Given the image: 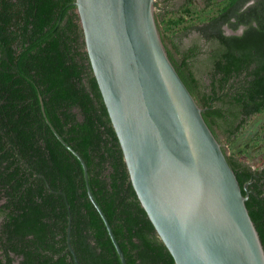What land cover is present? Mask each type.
<instances>
[{
  "label": "trees",
  "instance_id": "1",
  "mask_svg": "<svg viewBox=\"0 0 264 264\" xmlns=\"http://www.w3.org/2000/svg\"><path fill=\"white\" fill-rule=\"evenodd\" d=\"M199 1L168 6L158 28L206 122L233 147L227 159L264 245V154L247 162L264 152L250 123L264 113V0ZM75 2L0 0V264H77L70 247L80 264H122L81 160L47 119L84 158L126 263L176 264L131 181ZM191 32L199 43L182 49Z\"/></svg>",
  "mask_w": 264,
  "mask_h": 264
},
{
  "label": "water",
  "instance_id": "2",
  "mask_svg": "<svg viewBox=\"0 0 264 264\" xmlns=\"http://www.w3.org/2000/svg\"><path fill=\"white\" fill-rule=\"evenodd\" d=\"M155 3L75 2L94 74L138 198L176 264H264V245L246 203L249 197L206 122L204 109L169 58ZM47 120L62 144L81 160L90 201L121 263L127 264L91 189L84 158Z\"/></svg>",
  "mask_w": 264,
  "mask_h": 264
},
{
  "label": "rangeland",
  "instance_id": "3",
  "mask_svg": "<svg viewBox=\"0 0 264 264\" xmlns=\"http://www.w3.org/2000/svg\"><path fill=\"white\" fill-rule=\"evenodd\" d=\"M155 15H156V18H157V16L162 12V11H164L165 9H167L168 8V6H169V8L168 9H170V10H173V9H177V8H179L184 2H185V0H155ZM198 2H200L199 0H198ZM199 41V35H198V33L197 32H191L190 34H188L187 36H184V37H182V39H181V42H180V44H181V46H182V49L183 48H188V47H190V46H192L193 44H195V43H197ZM199 43V42H198ZM198 66V65H197ZM198 67H200V66H198ZM205 72V71H204ZM203 71H200L199 72V75L203 78V79H205V74L206 73H204ZM257 120H254V119H252L251 120V124H252V135L254 134L255 135V131H257V125H258V123H260V122H262L263 120L262 119H259V118H256ZM264 130H262L261 132H263ZM223 140L224 141H226V137L223 135ZM227 144V148H228V150L230 151V152H232L233 151V147L229 144V143H226ZM238 145H239V147L240 148H242V147H244L243 146V143L242 142H240V143H238ZM255 152H253V154H254ZM262 154H264V152L262 153ZM256 155V154H254V156H253V158L255 157V159H254V161H253V158H252V156L249 158V161H247L248 163H250L252 166H254V164H257V165H262V161H261V159H262V157H263V155ZM256 155V156H255ZM262 166H264V164L262 165Z\"/></svg>",
  "mask_w": 264,
  "mask_h": 264
},
{
  "label": "flooded vegetation",
  "instance_id": "4",
  "mask_svg": "<svg viewBox=\"0 0 264 264\" xmlns=\"http://www.w3.org/2000/svg\"><path fill=\"white\" fill-rule=\"evenodd\" d=\"M242 29H244V28H241V29H239L238 31H233L230 27H228V26H225V30H226V33L228 34V35H234V34H237V35H240L241 33H243V30ZM256 118H259V119H262L263 121L262 122H260V123H258V129H257V132H261L262 130H264V113H262V114H255L254 116H252V118L251 119H254V120H257ZM218 133V132H217ZM219 134V133H218ZM219 141H220V143L222 144V146H223V148H225V150H226V153L228 154V155H230L231 154V152L228 150V148H227V144H226V141H224L223 140V135L222 134H219ZM262 139H263V144H262V146H264V134L262 135ZM264 148V147H263ZM263 155V154H262Z\"/></svg>",
  "mask_w": 264,
  "mask_h": 264
}]
</instances>
